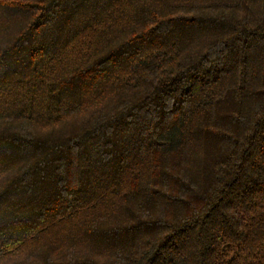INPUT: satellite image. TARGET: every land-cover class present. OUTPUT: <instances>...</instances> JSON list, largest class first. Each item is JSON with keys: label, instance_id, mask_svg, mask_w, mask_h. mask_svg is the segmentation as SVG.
<instances>
[{"label": "trees", "instance_id": "1", "mask_svg": "<svg viewBox=\"0 0 264 264\" xmlns=\"http://www.w3.org/2000/svg\"><path fill=\"white\" fill-rule=\"evenodd\" d=\"M0 264H264V0H0Z\"/></svg>", "mask_w": 264, "mask_h": 264}]
</instances>
